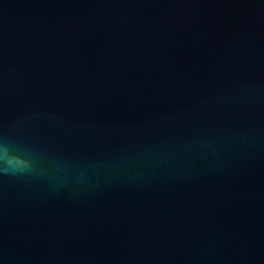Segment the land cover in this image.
<instances>
[{
	"label": "water",
	"instance_id": "obj_1",
	"mask_svg": "<svg viewBox=\"0 0 264 264\" xmlns=\"http://www.w3.org/2000/svg\"><path fill=\"white\" fill-rule=\"evenodd\" d=\"M0 264H264V0H0Z\"/></svg>",
	"mask_w": 264,
	"mask_h": 264
},
{
	"label": "clouds",
	"instance_id": "obj_2",
	"mask_svg": "<svg viewBox=\"0 0 264 264\" xmlns=\"http://www.w3.org/2000/svg\"><path fill=\"white\" fill-rule=\"evenodd\" d=\"M8 153V147H7V143H3L0 144V158L4 159L5 156H7ZM6 171H12V169L8 168V167H3L2 169H0V172H6Z\"/></svg>",
	"mask_w": 264,
	"mask_h": 264
}]
</instances>
